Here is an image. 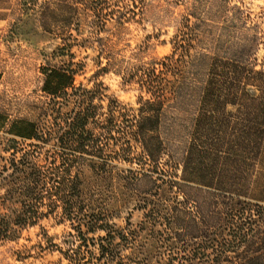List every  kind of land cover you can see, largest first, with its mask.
<instances>
[{"label": "trees", "instance_id": "1", "mask_svg": "<svg viewBox=\"0 0 264 264\" xmlns=\"http://www.w3.org/2000/svg\"><path fill=\"white\" fill-rule=\"evenodd\" d=\"M145 1L54 5L62 28L75 20L80 30V10L92 13L91 27L103 28L112 18H135ZM51 3L46 0L41 12L49 32ZM68 9L73 17H66ZM189 29L187 24L178 31L170 54L132 71L141 90L136 107L105 95L102 86L77 85L78 68L71 62L42 67L49 98L36 119L11 118L0 110V240L52 215L72 226L111 231L116 223L84 198L82 168L106 173L115 162H126L137 168L120 173L122 185L144 211L140 228L157 231L166 264H264V204L253 199L264 147V68L213 59L178 169L160 128L163 109L192 59Z\"/></svg>", "mask_w": 264, "mask_h": 264}, {"label": "rangeland", "instance_id": "2", "mask_svg": "<svg viewBox=\"0 0 264 264\" xmlns=\"http://www.w3.org/2000/svg\"><path fill=\"white\" fill-rule=\"evenodd\" d=\"M45 1L0 0V110L11 118L36 119L49 98L42 89V67L48 63L72 62L77 85L102 86L105 95L136 107L141 90L130 74L170 54L178 31L188 24L192 59L179 91L163 109L160 128L181 169L213 59L264 68V0H146L135 18H112L103 28L91 27L92 13L80 10V30L75 20L62 28L55 0H47L54 10L51 32L41 21ZM68 16L73 17L69 9ZM126 168L137 166L115 162L106 173L82 168L84 198L116 223L110 232L44 217L18 228L12 239L0 240V264H166L165 249L154 239L157 231L140 228L144 211L122 185L119 175ZM254 180L253 199L264 204V147Z\"/></svg>", "mask_w": 264, "mask_h": 264}]
</instances>
